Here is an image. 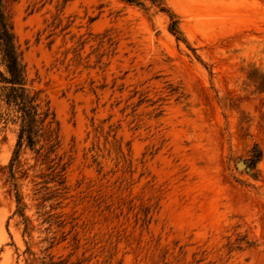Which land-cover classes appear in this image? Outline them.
<instances>
[{
  "label": "rangeland",
  "instance_id": "1",
  "mask_svg": "<svg viewBox=\"0 0 264 264\" xmlns=\"http://www.w3.org/2000/svg\"><path fill=\"white\" fill-rule=\"evenodd\" d=\"M161 1L179 38L151 0H8L60 146L12 177L0 122V264H264V0Z\"/></svg>",
  "mask_w": 264,
  "mask_h": 264
},
{
  "label": "trees",
  "instance_id": "2",
  "mask_svg": "<svg viewBox=\"0 0 264 264\" xmlns=\"http://www.w3.org/2000/svg\"><path fill=\"white\" fill-rule=\"evenodd\" d=\"M131 4L144 6L145 0H124ZM171 16L170 30L179 38L181 30L175 13L163 5L161 0H151ZM8 0H0V122H13L19 125L18 138L10 163L13 167L23 149L36 150L38 153L47 148V154L55 153L60 146V126L49 102H44L39 92H33L29 86L26 64L23 61L13 21L7 9ZM264 87V82L261 83ZM39 146V147H38ZM261 154V152H260ZM259 154V155H260ZM18 210L29 228V219L25 216L22 197L17 192Z\"/></svg>",
  "mask_w": 264,
  "mask_h": 264
},
{
  "label": "water",
  "instance_id": "3",
  "mask_svg": "<svg viewBox=\"0 0 264 264\" xmlns=\"http://www.w3.org/2000/svg\"><path fill=\"white\" fill-rule=\"evenodd\" d=\"M237 167H238V168H245V169L248 170V171H251V170H252L251 167H249V166L247 165V162H246L245 160H239V161L237 162Z\"/></svg>",
  "mask_w": 264,
  "mask_h": 264
}]
</instances>
